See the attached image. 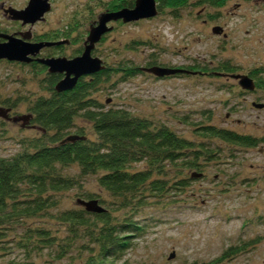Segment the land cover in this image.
<instances>
[{
    "label": "rangeland",
    "instance_id": "374dc122",
    "mask_svg": "<svg viewBox=\"0 0 264 264\" xmlns=\"http://www.w3.org/2000/svg\"><path fill=\"white\" fill-rule=\"evenodd\" d=\"M112 1L50 0L52 9L45 21L23 27L21 22L12 21L5 10H24L30 0H0V32L32 30L33 37H40L71 30L74 44L53 52L75 54L87 40L92 24L107 12L122 10H113ZM253 1L231 0L220 10L180 9L179 19L159 11L151 20L112 22L109 27L114 28L113 32L107 34L95 53L113 67L125 63L143 68L154 58L174 68L213 66L229 60L241 74L256 68L264 70V1ZM211 16L215 21L209 22ZM217 27L223 29L222 35L213 33ZM132 46L136 49L131 50ZM7 62L0 61V100L12 99L18 106L14 118L8 113L0 120V157L20 150L19 140L40 136L38 130L25 129L28 123L24 119L30 115L29 104L47 96L40 85L43 77L36 78L32 69ZM242 92L232 79H161L143 73L115 87L105 85L94 96L106 106L162 122L192 141H199L195 124L201 122L264 141V108L253 106L255 102L264 105V91ZM79 124L93 136L89 124ZM222 147L220 159L205 163V178L194 180L186 191L169 195L161 204L148 201L133 216L143 231L131 237L133 248L118 264H264V142L247 150ZM70 173L75 175L77 170ZM83 189L108 199L95 178L86 179ZM79 192L75 189L65 195V209L79 208ZM28 224L42 225L37 220ZM11 238L0 245V264H84L87 257L82 249L71 251L63 261H55L47 250L41 255H28L11 243L15 242L13 235ZM231 248L238 253L223 258ZM173 254L175 257L170 259Z\"/></svg>",
    "mask_w": 264,
    "mask_h": 264
},
{
    "label": "trees",
    "instance_id": "16d2710c",
    "mask_svg": "<svg viewBox=\"0 0 264 264\" xmlns=\"http://www.w3.org/2000/svg\"><path fill=\"white\" fill-rule=\"evenodd\" d=\"M136 1L113 0L111 7L113 10L134 9ZM230 1L157 0V3L162 14L169 12L179 19L180 9L220 10ZM210 18L209 22L215 21L213 16ZM70 35L71 30H64L35 36V41L55 43L70 39ZM135 44L144 45L143 42ZM135 49L132 46L131 50ZM19 66L32 69L36 78L43 77L40 85L47 96L37 98L28 106L31 120L30 127L27 125L25 129L38 130L40 136L19 140L20 150L12 156L0 157V245L12 241L13 235L15 242L11 243L28 255H41L47 250L55 261H63L71 251L82 249L87 255L84 264H118L133 248L131 237L143 231L133 221V216L139 214L148 201L161 204L169 195L186 191L194 180L205 178V163L220 159L223 145L235 151L254 149L264 142L204 122L195 124L199 141H192L162 122L137 116L124 108L106 106L94 96L102 92L105 85L115 87L148 73V69H176L154 58L143 68L125 63L114 67L106 64L104 71L62 93L56 91L61 76L50 74L42 65ZM181 70L191 74L164 79L235 80L232 76L246 75L254 81L256 91H264L263 68L241 74L240 68L227 60L215 62L213 66L195 64ZM115 79L119 80L114 83ZM232 90L230 87L229 92L233 94ZM0 105V109L10 114L15 112L18 103L6 99L0 100ZM253 106L257 108L262 104L255 102ZM80 122L91 126L93 136ZM70 138L75 140L70 141ZM74 169L77 170L75 175L70 173ZM90 177L96 179L108 199L83 189L85 180ZM75 189L80 190L77 204L79 201L97 202L104 212H89L81 205L78 209H65L64 197ZM126 211L131 213L128 215ZM35 220L42 225L28 224ZM18 229L22 231L18 233ZM238 251L231 248L223 258L236 255Z\"/></svg>",
    "mask_w": 264,
    "mask_h": 264
},
{
    "label": "water",
    "instance_id": "95a60500",
    "mask_svg": "<svg viewBox=\"0 0 264 264\" xmlns=\"http://www.w3.org/2000/svg\"><path fill=\"white\" fill-rule=\"evenodd\" d=\"M52 9L50 0H30L28 6L24 10H16L9 8L5 10V14L9 16L12 21L21 22L23 26H34L38 22L45 21V16ZM157 0H137L134 9H122L118 12H107L103 14L98 22H95L89 31V36L85 41L84 52L81 57L75 59L67 58H52L38 60L42 65L46 66L50 74L65 75L56 86V91L59 93L73 90L80 78L84 76L96 75L104 71L107 66L100 58H94L93 52L96 49L103 37L113 32L114 28L109 27V24L114 22H122L123 24L137 23L142 20H151L159 15ZM215 35H222L223 29L217 27L213 30ZM0 61H8L10 63H23L30 64L34 57L41 54L44 49L60 47L69 45L71 42H41L33 43L32 30L26 33H19L16 35H9L0 33ZM148 73L155 75L158 78L173 76L176 74H191L188 71L181 69H162L152 68L146 70ZM195 75V73H192ZM235 80L239 81L240 87L244 91H256V85L252 79L246 75L232 76ZM257 108H264V106H257ZM9 111L0 109V118H7ZM24 121L29 123V118ZM75 140V138H70ZM79 205L84 206L89 212L102 213L104 210L99 207L97 202H84L79 201ZM173 254L170 259L174 258Z\"/></svg>",
    "mask_w": 264,
    "mask_h": 264
},
{
    "label": "flooded vegetation",
    "instance_id": "af4514ba",
    "mask_svg": "<svg viewBox=\"0 0 264 264\" xmlns=\"http://www.w3.org/2000/svg\"><path fill=\"white\" fill-rule=\"evenodd\" d=\"M251 1H253V0H251ZM258 2L259 1H264V0H257ZM254 2V1H253ZM21 25H22V23H21ZM23 26V25H22ZM24 27V26H23ZM19 33H21V32H16V33H13V34H9V35H16V34H19ZM4 34H7V33H4ZM107 36V35H106ZM106 36H104L103 37V39H102V41L99 43V44H97V46H96V49L94 50V52H93V57L94 58H99V54H97V53H95V51L96 50H98V46H100L102 43H104L105 42V37ZM67 40H69L70 42H71V44L70 45H73L74 44V40L73 39H65V40H63V41H67ZM60 41H62V40H59V42ZM1 42H4L3 40H0V43ZM33 43H37L36 41H35V37H33ZM84 43H85V41L83 42V46L80 48V49H78L77 51H76V53L75 54H70V55H68V54H56V52L54 53L53 51L54 50H52V48H47V49H44L42 52H41V54L40 55H38L37 57H34L33 58V61L30 63V64H24V65H30V66H37V65H42L38 60H40V59H52V58H67V59H75V58H78V57H81L82 55H83V52H84V48H85V45H84ZM67 46V45H66ZM63 47L64 46H60V47H54L53 49H58L59 51L60 50H62L63 49ZM48 51L50 52V53H48ZM61 52V51H60ZM105 63V62H104ZM16 64H19V65H23V63H16ZM106 64V63H105ZM42 66H44V65H42ZM46 67V66H45ZM47 68V67H46ZM176 69H181V68H176ZM47 70H48V68H47ZM58 76H61V79L60 80H63L64 78H65V75H61V74H57ZM92 76H94V75H92ZM92 76H84V77H82V78H80V80H79V82H78V84L82 81V80H87V79H91L92 78ZM165 78V77H164ZM237 81V80H236ZM238 82V85H239V81H237ZM248 92V91H247ZM254 92H256V91H254ZM12 118H14L15 116H16V114H15V112H10V114H9ZM29 118V120H31V117L29 116L28 117ZM24 119V118H23ZM29 124V123H28ZM29 127H30V125H28ZM34 128V127H33Z\"/></svg>",
    "mask_w": 264,
    "mask_h": 264
}]
</instances>
